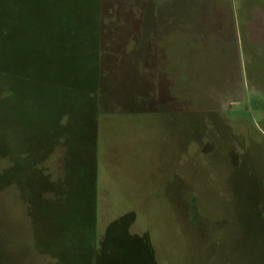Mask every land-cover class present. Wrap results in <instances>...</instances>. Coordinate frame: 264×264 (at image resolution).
Returning a JSON list of instances; mask_svg holds the SVG:
<instances>
[{
	"label": "rangeland",
	"instance_id": "obj_1",
	"mask_svg": "<svg viewBox=\"0 0 264 264\" xmlns=\"http://www.w3.org/2000/svg\"><path fill=\"white\" fill-rule=\"evenodd\" d=\"M0 264H264V0H0Z\"/></svg>",
	"mask_w": 264,
	"mask_h": 264
}]
</instances>
